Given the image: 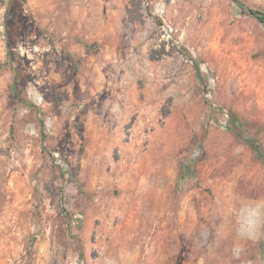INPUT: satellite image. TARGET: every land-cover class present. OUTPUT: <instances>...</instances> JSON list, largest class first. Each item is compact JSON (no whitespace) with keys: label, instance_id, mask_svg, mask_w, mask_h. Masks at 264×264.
Returning <instances> with one entry per match:
<instances>
[{"label":"rangeland","instance_id":"1","mask_svg":"<svg viewBox=\"0 0 264 264\" xmlns=\"http://www.w3.org/2000/svg\"><path fill=\"white\" fill-rule=\"evenodd\" d=\"M128 6L0 0V264H264V0Z\"/></svg>","mask_w":264,"mask_h":264},{"label":"trees","instance_id":"2","mask_svg":"<svg viewBox=\"0 0 264 264\" xmlns=\"http://www.w3.org/2000/svg\"><path fill=\"white\" fill-rule=\"evenodd\" d=\"M138 4V0H129V6L126 9L127 14H129L132 10L133 6H136ZM250 13L261 23H264V13L256 10V9H251ZM194 67L197 72V77L199 78L200 81H202V77L200 75V68L197 65V62H194ZM247 140L250 142V146L253 148L255 151L256 157L264 164V151L262 150L260 143L253 138H247Z\"/></svg>","mask_w":264,"mask_h":264},{"label":"bare ground","instance_id":"3","mask_svg":"<svg viewBox=\"0 0 264 264\" xmlns=\"http://www.w3.org/2000/svg\"><path fill=\"white\" fill-rule=\"evenodd\" d=\"M233 182V181H232ZM248 182V181H247ZM230 185V184H229ZM235 199V198H234ZM237 200V199H236ZM227 201V200H226ZM230 203V202H228ZM237 203V202H236ZM233 204V203H232ZM187 205V204H186ZM197 214V213H196ZM207 214V213H206ZM192 218V217H191ZM218 220V219H217ZM186 221V220H185ZM233 223V222H232ZM229 224V223H228ZM231 227V226H230ZM228 228V227H227ZM231 229V228H230ZM191 230V229H190ZM228 230V229H227ZM221 233V232H220ZM189 238V237H188Z\"/></svg>","mask_w":264,"mask_h":264}]
</instances>
